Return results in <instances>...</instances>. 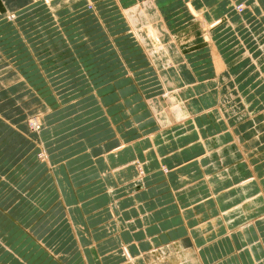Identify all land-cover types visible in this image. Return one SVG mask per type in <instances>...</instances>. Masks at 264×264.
Wrapping results in <instances>:
<instances>
[{
	"label": "crops",
	"instance_id": "0c3cea01",
	"mask_svg": "<svg viewBox=\"0 0 264 264\" xmlns=\"http://www.w3.org/2000/svg\"><path fill=\"white\" fill-rule=\"evenodd\" d=\"M45 1L54 8L56 20L60 8L67 12L81 6L60 0L67 5L56 7L53 0ZM98 1L84 4L94 6L104 23ZM128 1L110 2L116 6V17L126 21L116 22L120 23L116 37L113 28L103 24L112 43L107 55L116 62V75L107 66L116 84L113 101L116 111L123 112L117 114L116 123L112 119L82 139L56 143L57 135L72 137L77 132L72 128L79 122L70 118V112L49 114V141L42 137V129H30L27 119L40 116L43 122L50 106L35 94L28 76L0 47V117L26 131L46 153L17 187L39 179L44 171L59 179L60 192H50L52 203L42 214L41 228L50 237L44 244L53 249L75 234L74 244L59 254L62 264H264V239H260L264 234V148L254 144L249 149V141L243 140L245 135L234 123L252 120L257 137L263 133L257 118L264 111V0H154L169 32L179 35L177 44L188 46L186 68L193 78L191 86H211L195 96V112L168 124L160 121L151 102L166 93L167 85L131 32L123 12L130 8ZM135 2L155 8L151 0ZM242 2L250 7L239 14L235 4ZM3 3L7 10L0 11L2 38L9 25L19 24L20 8L30 5L24 1L19 7L16 0H0L1 9ZM10 13H15V20L8 19ZM56 24L60 27L59 20ZM86 39L68 45L79 52L76 46ZM27 45L33 49L31 41ZM142 72L144 79L138 81ZM136 86L144 89L138 92L143 102L130 96ZM154 87L160 89L148 95L147 90ZM89 98L93 109L106 113L108 100L97 91L71 105L76 108ZM73 114L89 117L82 112ZM143 114L153 121L154 129L146 127V120L142 125L136 122ZM161 137L166 138L159 145ZM97 151L101 153L95 158ZM78 182H94L93 188L104 186V192L94 198L91 187L82 189V194L70 193ZM75 208L80 210L79 219ZM0 217V226L21 224L5 210ZM54 237L60 238L59 245ZM0 249L11 247L5 242ZM0 264H6L3 257ZM23 264L27 263L23 260Z\"/></svg>",
	"mask_w": 264,
	"mask_h": 264
},
{
	"label": "rangeland",
	"instance_id": "374dc122",
	"mask_svg": "<svg viewBox=\"0 0 264 264\" xmlns=\"http://www.w3.org/2000/svg\"><path fill=\"white\" fill-rule=\"evenodd\" d=\"M24 1L30 2V5L20 8L18 18H16L15 13L8 14L9 20L12 21L16 18L19 24L12 23L13 25H9L8 29L6 28L7 32L4 38H2L0 29V47L3 48L5 54L7 52L6 57L28 76L35 94L50 106V109H46L43 117V122L45 123L41 122L40 116L29 117L27 119L30 129L32 131H40L42 129V137L46 140L49 138V134H51V129L48 127L49 122L47 121L49 120V114L58 112L57 115H62L65 112H70V118L76 119L79 122L72 128V131L75 130L77 132H72V137L68 134L57 135L56 137L60 136V139L56 142L59 144L68 143L72 139H82L85 135L109 125L113 122L112 119L116 123L117 114L123 111H116V100L113 101V97H116V84H114L115 86L112 84L114 83L110 80L112 74H108L107 66L112 68L115 73L114 75H116V62H114V58L107 55V52L112 49L110 48L112 47V43L103 24L107 23L110 25L116 37V28L120 27V23L116 24V22L121 21V23H125L126 21L122 20V17H116V6L114 8L110 4L112 0L98 1L99 4L102 3L99 10L102 12L104 23L98 12L95 11L94 6L89 3L84 4L88 0H69L74 7L77 4L81 6L76 7L78 9L68 10L67 12L64 10L65 7L60 8V12L57 13L60 27L56 24L57 20L54 18V8L49 6L45 0H16L19 7ZM53 1L56 3V7L59 4L67 5L65 1ZM152 1L155 8L148 7L146 3L136 5L134 4L135 0L127 2L126 7L130 8H127L123 12L124 14L127 13L128 20L130 19L129 23L133 35L136 36L138 41L140 40L132 27L131 18L137 15V18L143 17L145 14L147 16L153 12L161 22L162 35L177 47L178 52L187 50L188 46H182L181 44H177V42L175 44L179 35L176 32L172 34L169 32L165 19L156 7L154 0ZM249 7L244 2L235 4V9L239 14H242ZM6 10V6H4V9L0 8L1 12H5ZM12 10L15 9L12 8ZM198 10L202 13L200 9ZM84 37L87 39L81 41L79 46H76L79 52H74L68 43L73 42L76 44L80 38ZM27 40L31 41L33 49H29ZM139 42L144 46L141 40ZM32 50H35L34 53L31 52ZM188 59L187 53V64L189 63ZM121 75L119 73V76ZM143 75V72L138 74V81L144 79ZM114 79H116V76ZM192 80H190L191 83L193 82ZM204 85L202 84V86L197 88L200 89ZM158 89L160 88L154 87L148 89V95L155 93ZM143 90L136 86L130 96L133 98L137 96L142 101L144 98L139 97L138 92H142ZM92 91H97L101 98L108 100V104L105 105L106 113L93 109L95 104L92 98L76 106V108L71 105L78 99H87L89 93ZM126 96L128 99L130 98L129 95ZM160 96L162 95H159L153 101L157 106H161L158 102ZM85 105L89 106V108L85 107ZM261 106L264 107V105ZM256 107L257 105H254L253 109H256ZM75 109L76 112H74ZM81 112L83 114L87 113L89 117L83 118V115L77 116L73 114ZM36 119L41 122L38 127H35L33 124ZM141 119L140 122H136L142 125L143 121L146 120V127L155 128L153 121L151 119L148 120L149 116H146V114H143ZM70 121L73 122L71 119ZM121 122L129 123L128 120H121ZM234 123H236L237 131L245 135L243 140L249 141V149H252L254 144L264 148V111L257 118V123L261 125L260 130L263 132L261 137H257L254 133L253 129L256 127L254 121L236 120ZM165 138L161 137L157 139L159 145L163 144L162 142ZM37 145L39 144L36 141L33 143L26 131L4 117H0V211L5 210L9 216L10 214H15L21 222L20 224L16 221L15 226L12 225L14 223H10L8 225L9 228L0 226V244L6 242L11 247V249H0V257L4 258L6 264H23V260L27 264H62V260L59 261V254L69 250L71 246H68V244H74V233L70 234L68 240L62 242L61 245H59L60 238L54 237L53 241L59 245L56 248L48 249L46 244H44L45 241L50 240V237L47 233H44L45 229L41 228L44 224V221H42L44 215L42 214L49 203H52L50 202V192H60L56 184L59 179L54 178L55 176L49 173V171H44L46 173L42 174L39 179L29 180V183L23 185L21 189L17 187L24 178L36 169L40 158L46 155L42 151V147ZM53 148L55 147L53 146ZM100 153L101 151H97L94 155L95 158H98ZM136 165L138 167V164ZM94 184L96 183L80 184L78 182L71 186L70 193L82 194V189L91 187V189H94V193L90 191L93 194V198L98 192L99 194H103L104 186L97 185L93 188ZM7 198H9V202L5 203ZM1 201H4V204H1ZM85 201L87 202L88 200L85 199L82 203ZM10 208L11 212L9 213ZM78 211L80 212L78 208H75L73 213L79 219ZM76 221L78 222L79 220ZM17 227H20L19 231H17ZM261 235L260 239H264V234ZM5 250L8 251L7 254H3Z\"/></svg>",
	"mask_w": 264,
	"mask_h": 264
},
{
	"label": "bare ground",
	"instance_id": "6f19581e",
	"mask_svg": "<svg viewBox=\"0 0 264 264\" xmlns=\"http://www.w3.org/2000/svg\"><path fill=\"white\" fill-rule=\"evenodd\" d=\"M137 16L131 18L132 27L143 42L152 62L157 66V70L159 69L158 72L166 82L165 86L167 85L166 93L158 99L161 106H157L153 102L154 100H151L155 106L157 117L163 124H168L191 115L198 109V105L194 100L195 96L202 93L207 87L209 88L210 84H205L200 89L191 86L190 80L193 78L188 74L189 71L186 68V65L188 66L186 54L189 52L185 50L178 52L177 47L162 35L161 22L157 19L155 13L152 12L147 16L145 14L139 18ZM177 46L179 47V45ZM218 84L219 82L216 83L217 88ZM40 123V120L36 119L33 124L38 127Z\"/></svg>",
	"mask_w": 264,
	"mask_h": 264
}]
</instances>
